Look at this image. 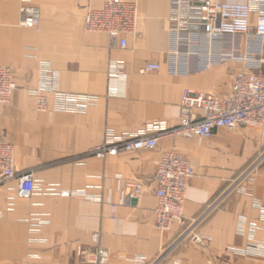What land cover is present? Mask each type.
Wrapping results in <instances>:
<instances>
[{"label": "crops", "instance_id": "0c3cea01", "mask_svg": "<svg viewBox=\"0 0 264 264\" xmlns=\"http://www.w3.org/2000/svg\"><path fill=\"white\" fill-rule=\"evenodd\" d=\"M125 1L139 5L140 23L139 35L129 36L121 49L108 35L85 30L87 10L101 9L105 0H0V66L13 69L17 85L10 103L0 105V141L13 145L17 173L34 170L41 187L29 199L17 196L16 181L0 187V264H83L81 252L93 246L95 235L110 253L108 264L150 261L264 148L262 134L245 127L217 130L203 141L165 136L154 150L106 159L89 155L108 133L153 135L156 128L178 125L186 89L229 97L240 69L227 64L186 77L169 75L170 0ZM23 6L40 10V32L20 26ZM113 63L123 64L124 72L114 74ZM147 63L162 69L140 74ZM44 64L58 76L60 93L92 96L95 103L83 112H62L51 94L48 111H38L32 91L41 87ZM171 151L187 156L194 175L186 189V224L176 221L162 233L156 227L155 177L161 156ZM127 183L140 184L142 194L115 211L123 191L134 194ZM245 187L204 225L203 243L185 244L166 264H264V256L231 251L264 246V167ZM33 220L43 223L37 233L31 231Z\"/></svg>", "mask_w": 264, "mask_h": 264}, {"label": "built area", "instance_id": "2783aa9c", "mask_svg": "<svg viewBox=\"0 0 264 264\" xmlns=\"http://www.w3.org/2000/svg\"><path fill=\"white\" fill-rule=\"evenodd\" d=\"M170 9L169 75L186 77L227 64L240 65L233 79L231 95L220 98L186 89L181 98L178 125L156 128L153 135L144 132L116 138L108 133L105 143L89 155L106 159L125 152L154 150L165 136L203 141L221 129L234 132L250 127L264 137V0H170ZM21 15L20 26L40 32L41 12L38 8L23 6ZM253 15H256L255 23H252ZM84 23L87 32L106 34L113 46L126 49L128 37L139 35V5L125 0H105L101 9L87 10ZM44 65L41 87L32 91L38 111H48L51 94L59 100L57 110L62 112H83L95 103L92 96L60 93L58 76ZM124 68L123 64L113 63L110 70L120 74ZM161 69L159 63H147L140 74L160 72ZM16 90L13 69L0 66V105L9 104ZM263 167L264 148L201 214L187 222L185 229L156 258L137 260L136 263L166 264L185 244L203 243L206 240L202 234L204 225L231 197L244 194L246 184L253 182ZM193 175L194 168L187 156L176 151L161 156L155 177L158 185L156 227L160 232H170L176 221L186 224V189ZM11 181L17 182V196L21 199H29L41 190L34 170L17 173L13 145L0 141V187ZM125 188L134 190V194L128 196L123 191L120 204L114 206L115 211L143 191L140 184L127 183ZM261 212L264 221V208ZM242 220L244 223L247 218ZM38 221L33 220L32 232L40 231L43 223ZM255 232L256 226L251 228L249 236L253 238ZM93 243L82 250V263L108 264L110 253L100 245L98 235L94 236ZM231 251L244 257L264 256V246L255 243L246 248H231Z\"/></svg>", "mask_w": 264, "mask_h": 264}]
</instances>
